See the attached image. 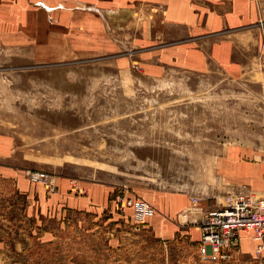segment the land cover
Here are the masks:
<instances>
[{"label": "crops", "instance_id": "0c3cea01", "mask_svg": "<svg viewBox=\"0 0 264 264\" xmlns=\"http://www.w3.org/2000/svg\"><path fill=\"white\" fill-rule=\"evenodd\" d=\"M0 50L61 63L125 52L129 57L118 63L137 64L148 78L166 70L220 71L263 89L264 0H0ZM223 148L215 160L221 195L207 191L192 203L187 191L140 190L155 214L136 230L129 211L130 229L103 237L105 255H113L103 264H263L248 230L239 232L231 259L204 260L198 252L199 222L208 210L242 185L264 193V140ZM30 156L0 129V264H24L17 258L33 243L57 240L50 219L58 232L70 214L95 218L113 207L109 183L79 180L78 193L74 179L59 175L56 191L48 193L28 178Z\"/></svg>", "mask_w": 264, "mask_h": 264}, {"label": "rangeland", "instance_id": "374dc122", "mask_svg": "<svg viewBox=\"0 0 264 264\" xmlns=\"http://www.w3.org/2000/svg\"><path fill=\"white\" fill-rule=\"evenodd\" d=\"M129 55L61 63L0 50V129L30 152L34 168L27 173H49L55 183L59 175L71 177L78 193L79 180L109 183L111 200L140 196L142 189L221 195L215 160L224 145L264 140L262 88L220 71L166 70L148 78L137 64L118 63ZM112 205L95 218L70 214L58 232L50 219L47 226L58 239L33 243L17 260L103 264L106 256L109 262L113 255H105L103 237L130 229L132 215Z\"/></svg>", "mask_w": 264, "mask_h": 264}, {"label": "built area", "instance_id": "2783aa9c", "mask_svg": "<svg viewBox=\"0 0 264 264\" xmlns=\"http://www.w3.org/2000/svg\"><path fill=\"white\" fill-rule=\"evenodd\" d=\"M263 24V21H260ZM264 100V86L262 89ZM30 181L43 185L48 193L57 189L54 177L46 172H29ZM77 191L83 192V190ZM199 196H192V203H197ZM112 202L118 209L124 207L132 210L133 227L138 230L153 214L155 208L138 195H116ZM200 240L198 252L202 259L215 262L231 259L239 249V232H252L257 242L254 254L264 264V195L255 196L246 186L229 192L222 203L208 210L199 222Z\"/></svg>", "mask_w": 264, "mask_h": 264}]
</instances>
